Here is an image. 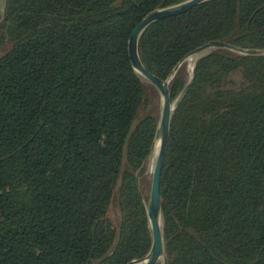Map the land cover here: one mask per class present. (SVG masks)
Here are the masks:
<instances>
[{"label":"trees","instance_id":"16d2710c","mask_svg":"<svg viewBox=\"0 0 264 264\" xmlns=\"http://www.w3.org/2000/svg\"><path fill=\"white\" fill-rule=\"evenodd\" d=\"M181 0H6L0 22V264H125L146 254L157 123L127 40ZM209 40L264 47V0H208L141 35L164 79ZM180 66L174 99L186 82ZM119 213L110 215L113 197ZM168 264H264V55L198 59L160 176Z\"/></svg>","mask_w":264,"mask_h":264},{"label":"water","instance_id":"95a60500","mask_svg":"<svg viewBox=\"0 0 264 264\" xmlns=\"http://www.w3.org/2000/svg\"><path fill=\"white\" fill-rule=\"evenodd\" d=\"M205 1L208 0H181L173 4L153 8L134 25L127 40V51L131 65L141 79L143 78L147 80L158 90L160 95V110L157 116L154 137L149 152V156L153 155V164L148 196L145 201L146 218L150 233V246L145 255L133 258L125 264H168L165 229L160 199V176L167 149L172 115L191 83L195 63L198 59L217 49L227 50L239 55H264V47L244 48L226 40H209L195 47L181 58L173 67L167 78L162 79L149 71L141 61L138 52V42L143 32L156 20L184 12ZM4 16L5 12L3 19ZM188 59L193 60L191 64V74L179 93L174 99H171L169 82L177 69Z\"/></svg>","mask_w":264,"mask_h":264},{"label":"rangeland","instance_id":"374dc122","mask_svg":"<svg viewBox=\"0 0 264 264\" xmlns=\"http://www.w3.org/2000/svg\"><path fill=\"white\" fill-rule=\"evenodd\" d=\"M6 47L5 46H1L0 47V55L2 54V52L4 51ZM184 68V73H185V77L186 79L189 78L190 74H191V67H189L188 62L185 61L182 65ZM142 82H143V86L145 89V92L147 94H150L152 96V103H150V100L147 104V106H145L141 112V114H146L149 111H156V114L158 115L159 110H160V95L158 90L156 89V87L154 85H152L150 82H148L147 80L142 78ZM148 161H145V171L144 173L139 177V181H140V186L143 189H147V193L149 191V184H150V176H151V171L148 172ZM110 215L113 217V219L115 220V222H117L119 220V213H118V207H117V202H116V196L113 197V201H112V205L110 208Z\"/></svg>","mask_w":264,"mask_h":264},{"label":"bare ground","instance_id":"6f19581e","mask_svg":"<svg viewBox=\"0 0 264 264\" xmlns=\"http://www.w3.org/2000/svg\"><path fill=\"white\" fill-rule=\"evenodd\" d=\"M186 61L188 62L189 67H191V64H192L193 60L188 59ZM147 160H149L148 161V170H149L148 172H150L151 169H152V164H153V155H150Z\"/></svg>","mask_w":264,"mask_h":264},{"label":"crops","instance_id":"0c3cea01","mask_svg":"<svg viewBox=\"0 0 264 264\" xmlns=\"http://www.w3.org/2000/svg\"><path fill=\"white\" fill-rule=\"evenodd\" d=\"M5 6H6V0H0V22L3 19Z\"/></svg>","mask_w":264,"mask_h":264}]
</instances>
